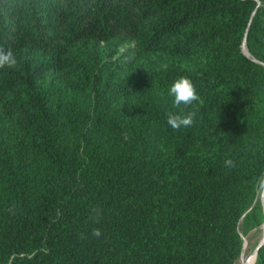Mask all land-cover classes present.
Segmentation results:
<instances>
[{
    "label": "trees",
    "instance_id": "1",
    "mask_svg": "<svg viewBox=\"0 0 264 264\" xmlns=\"http://www.w3.org/2000/svg\"><path fill=\"white\" fill-rule=\"evenodd\" d=\"M0 42V264L236 263L264 224V0H0Z\"/></svg>",
    "mask_w": 264,
    "mask_h": 264
},
{
    "label": "clouds",
    "instance_id": "2",
    "mask_svg": "<svg viewBox=\"0 0 264 264\" xmlns=\"http://www.w3.org/2000/svg\"><path fill=\"white\" fill-rule=\"evenodd\" d=\"M18 63L16 53L13 47L7 42H0V70L11 69ZM168 95L172 98V105L176 111H170L167 114L166 123L173 130H180L182 128L192 127L195 118V111H186V109L193 105L194 102H202L201 97L198 94L197 87L193 83L192 79L181 76L173 81L168 89ZM226 168L236 167V162L232 159H226L224 161ZM12 211V209H9ZM101 210L99 208H93L89 216V220L94 223H100ZM91 235L99 238L102 233L99 228H93ZM47 251V249H43Z\"/></svg>",
    "mask_w": 264,
    "mask_h": 264
},
{
    "label": "rangeland",
    "instance_id": "3",
    "mask_svg": "<svg viewBox=\"0 0 264 264\" xmlns=\"http://www.w3.org/2000/svg\"><path fill=\"white\" fill-rule=\"evenodd\" d=\"M263 238V226L259 229L256 230H252L250 232H248L246 235L243 236V247H242V251L241 254H245V256H247V258H251L252 256H256L254 255V250L256 248V246L261 242ZM245 248V249H244ZM244 249V252H243ZM240 254L239 259L236 261L235 264H239L240 260L242 258V255ZM255 263V260L252 262V264Z\"/></svg>",
    "mask_w": 264,
    "mask_h": 264
},
{
    "label": "water",
    "instance_id": "4",
    "mask_svg": "<svg viewBox=\"0 0 264 264\" xmlns=\"http://www.w3.org/2000/svg\"><path fill=\"white\" fill-rule=\"evenodd\" d=\"M242 52L244 54H246V55L248 54V52H247V43H245V38L242 41ZM261 204H262V206L264 208V192L263 191H262V195H261ZM263 245H264V224H263V238H262L261 242L256 246V248L254 250V255H256L257 251L259 249H261L263 247Z\"/></svg>",
    "mask_w": 264,
    "mask_h": 264
},
{
    "label": "bare ground",
    "instance_id": "5",
    "mask_svg": "<svg viewBox=\"0 0 264 264\" xmlns=\"http://www.w3.org/2000/svg\"><path fill=\"white\" fill-rule=\"evenodd\" d=\"M244 249H243V252H244ZM241 255H242V258H241L239 264H252V262L256 259V256H254V257L252 256L251 258H247V256H245L244 253Z\"/></svg>",
    "mask_w": 264,
    "mask_h": 264
}]
</instances>
